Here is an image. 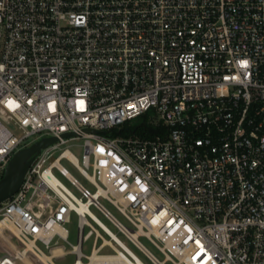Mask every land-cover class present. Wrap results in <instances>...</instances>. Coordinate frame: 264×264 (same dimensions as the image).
<instances>
[{"label": "built area", "instance_id": "built-area-1", "mask_svg": "<svg viewBox=\"0 0 264 264\" xmlns=\"http://www.w3.org/2000/svg\"><path fill=\"white\" fill-rule=\"evenodd\" d=\"M51 136L0 202V264H149L119 233L151 264H264V0H0V179Z\"/></svg>", "mask_w": 264, "mask_h": 264}, {"label": "water", "instance_id": "water-1", "mask_svg": "<svg viewBox=\"0 0 264 264\" xmlns=\"http://www.w3.org/2000/svg\"><path fill=\"white\" fill-rule=\"evenodd\" d=\"M72 133H64L69 136ZM57 140V137H42L29 146L18 149L7 163L4 174L0 179V202L14 194L21 186L24 176L36 154L50 143Z\"/></svg>", "mask_w": 264, "mask_h": 264}, {"label": "rangeland", "instance_id": "rangeland-1", "mask_svg": "<svg viewBox=\"0 0 264 264\" xmlns=\"http://www.w3.org/2000/svg\"><path fill=\"white\" fill-rule=\"evenodd\" d=\"M10 127H13L12 125H9ZM14 131H15V133L17 134V135H21V131L20 130H18V129H15L14 128ZM80 143H82V140L80 139V140H78ZM70 143H72L71 144V146H70V148L72 149V150H74V152H76V153H79V150H80V146L79 145H75L74 143H75V141H73V142H70ZM64 164L69 168V170L74 174V175H76L78 178H79V180L80 181H82L83 183H86V181H85V179L76 171V170H74L68 163H66L65 161H64ZM61 178H62V176H61ZM72 189H73V191L77 194V195H79V192H78V190L75 188V187H72L71 185H70V183L66 180V179H64V178H62ZM110 206V205H109ZM110 208L115 212V214L122 220V221H124L125 223H127L125 220H124V218H122V216L113 208V207H111L110 206ZM94 209V208H93ZM94 211L97 213V215L104 221V222H106L107 224H109L113 229H115L114 227H113V225L99 212V211H97L96 209H94ZM128 224V223H127ZM66 226H67V228L69 229V232H70V235H69V240H70V242H72V243H76L77 242V216L75 215V214H73V216H72V219H71V221L70 222H68V223H66ZM119 236L120 237H122L127 243H128V245L133 249V250H135L147 263H149V264H151L150 263V261L130 242V241H128V240H126L125 238H124V236L121 234V233H119ZM10 238L18 245V246H21V244L13 237V236H11L10 235ZM92 240H93V237H91V238H89V239H87V240H85L84 241V247H83V250L86 252V253H89L90 252V250H91V245H92ZM142 240H143V242L146 244V246L152 251V252H154L157 256H159V257H162V255L160 254V252H158V250L155 248V246L153 245V244H151L147 239H145V238H142ZM62 243H64L67 247H70V245H69V243L68 242H66V241H64V240H62L61 241ZM107 251H110V249H105V250H103V252H107ZM10 253V250L8 249V248H6L5 246H3L1 243H0V253ZM74 258H75V255L74 254H69V255H66L64 258H60V259H58V260H56L57 261V263L58 264H65V263H68V262H72L73 260H74ZM36 262V261H35ZM37 264H40V263H38V262H36ZM167 264H172V263H170V262H168Z\"/></svg>", "mask_w": 264, "mask_h": 264}, {"label": "trees", "instance_id": "trees-1", "mask_svg": "<svg viewBox=\"0 0 264 264\" xmlns=\"http://www.w3.org/2000/svg\"><path fill=\"white\" fill-rule=\"evenodd\" d=\"M151 112L147 111L143 114H140L131 120H128L125 124L127 130L136 131L138 133H153L156 131V126L153 124L150 118Z\"/></svg>", "mask_w": 264, "mask_h": 264}, {"label": "bare ground", "instance_id": "bare-ground-1", "mask_svg": "<svg viewBox=\"0 0 264 264\" xmlns=\"http://www.w3.org/2000/svg\"><path fill=\"white\" fill-rule=\"evenodd\" d=\"M62 252L61 247H55L53 250V255H45L42 258L44 260L52 259L53 256H57ZM55 264H58L55 262ZM88 264H118L117 263V256L111 255V256H102L97 252H94V254L91 256V260Z\"/></svg>", "mask_w": 264, "mask_h": 264}]
</instances>
